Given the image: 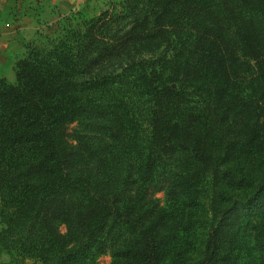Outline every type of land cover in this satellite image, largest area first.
Listing matches in <instances>:
<instances>
[{
    "label": "trees",
    "instance_id": "16d2710c",
    "mask_svg": "<svg viewBox=\"0 0 264 264\" xmlns=\"http://www.w3.org/2000/svg\"><path fill=\"white\" fill-rule=\"evenodd\" d=\"M14 76L0 78V254L264 264V0L112 3L24 45ZM244 218L262 221L250 241Z\"/></svg>",
    "mask_w": 264,
    "mask_h": 264
},
{
    "label": "rangeland",
    "instance_id": "374dc122",
    "mask_svg": "<svg viewBox=\"0 0 264 264\" xmlns=\"http://www.w3.org/2000/svg\"><path fill=\"white\" fill-rule=\"evenodd\" d=\"M122 0H114V1H108L106 3L103 4L102 8L99 11H92V12H84L82 11H73L72 14L68 15V17H65L62 21L60 22H55V23H49V22H39L38 26H39V31L36 33H33L32 37H27L23 40H27V42L24 44H28L30 42L33 41H39V36L40 35H59L62 30L64 28H69V29H85L87 28V24L89 23V21L93 18H96L97 16H99L101 13L105 12L106 10H108V8L110 7V5H112V3H119ZM57 8V7H56ZM97 13V14H94ZM10 16V18H8ZM8 20L11 21H15L17 19V22L19 21V18L17 16V14H15L13 11L7 16V13L0 11V22L3 23L6 22ZM23 29L25 30V26L23 27ZM228 29L230 30V32H227V37L228 39H232V32L233 30H231L229 27ZM232 31V32H231ZM237 41V40H236ZM23 45V46H24ZM235 47V51H236V55H237V60H238V64H239V68H238V73L240 72V77L243 78L244 81H246L244 88V91L247 94H252L255 93V90H252V86L253 84H250L253 79L255 78L256 71H255V67L254 64L252 62L251 59L245 57L242 52H241V47L239 45V43L237 42V44H234ZM9 49V48H8ZM8 49L4 50L1 52L2 54L5 53V51H7ZM13 52V51H12ZM16 54H13L12 57H0V78L5 79L7 82L9 83H14L15 81V76H14V64L15 62L21 57L22 53H23V47L21 48V50L19 52H15ZM162 57H154L155 60H160ZM166 61L171 60L172 57H165ZM117 68L116 65H113L112 68L110 70H115ZM1 74H4V76H1ZM257 86V85H256ZM75 125L72 126V128H74ZM245 168L247 169V171L252 174L254 177H260L261 176V171L260 168L258 166H256V163H245ZM209 180V179H208ZM204 196H202L199 200V206L201 207V210L199 209V215H201L202 211H205L208 207V197H209V193H208V189H206V191L203 194ZM154 198L158 201V204L160 207H163L166 197L164 195V193H157ZM205 218V215H204ZM199 222H203V214L202 216H199V219L197 220ZM260 223H262V221L260 222L257 218H251V219H240V221L237 223V227L235 228V230L239 228H241L242 230L239 233V238L243 239L244 234H249V240L250 241V236L252 234V230L254 228H256L257 225H259ZM1 225H0V230H1ZM201 233V231H199ZM246 241V240H245ZM247 242V241H246ZM253 260L252 256L249 258V256H245L242 257V260H240L239 264H247L248 261ZM111 261L110 259V255L109 253H106L104 255H101L97 258H95L94 262L92 264H109ZM0 264H37L31 260H20L17 257L11 258L6 254H0ZM251 264V263H249Z\"/></svg>",
    "mask_w": 264,
    "mask_h": 264
},
{
    "label": "crops",
    "instance_id": "0c3cea01",
    "mask_svg": "<svg viewBox=\"0 0 264 264\" xmlns=\"http://www.w3.org/2000/svg\"><path fill=\"white\" fill-rule=\"evenodd\" d=\"M108 1L114 0H0V11L7 16L13 11L19 18L18 22L17 19L0 22V57H12L19 52L27 42L23 39L40 30L39 22L57 23L75 10L99 11ZM3 49L8 50L2 54Z\"/></svg>",
    "mask_w": 264,
    "mask_h": 264
}]
</instances>
